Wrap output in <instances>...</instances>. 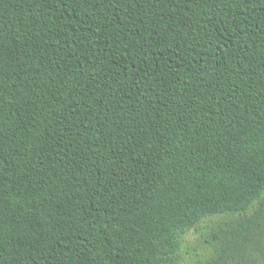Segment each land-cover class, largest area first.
<instances>
[{"label": "trees", "instance_id": "obj_1", "mask_svg": "<svg viewBox=\"0 0 264 264\" xmlns=\"http://www.w3.org/2000/svg\"><path fill=\"white\" fill-rule=\"evenodd\" d=\"M264 264V0H0V264Z\"/></svg>", "mask_w": 264, "mask_h": 264}, {"label": "rangeland", "instance_id": "obj_2", "mask_svg": "<svg viewBox=\"0 0 264 264\" xmlns=\"http://www.w3.org/2000/svg\"><path fill=\"white\" fill-rule=\"evenodd\" d=\"M222 218L213 217L203 221L196 229L189 232L182 241L179 257L175 264H193L202 259H207L212 256L213 249L205 242V236L214 223Z\"/></svg>", "mask_w": 264, "mask_h": 264}]
</instances>
